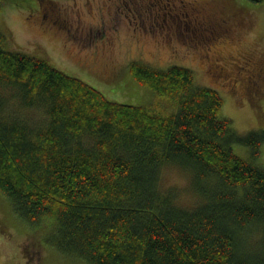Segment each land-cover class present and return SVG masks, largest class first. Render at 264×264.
<instances>
[{
    "label": "trees",
    "instance_id": "obj_1",
    "mask_svg": "<svg viewBox=\"0 0 264 264\" xmlns=\"http://www.w3.org/2000/svg\"><path fill=\"white\" fill-rule=\"evenodd\" d=\"M2 21L0 192L42 246L87 264H264L254 162L264 129L238 134L220 93L187 66L130 61L158 105L108 99L46 57L3 46ZM170 169L193 203L163 186Z\"/></svg>",
    "mask_w": 264,
    "mask_h": 264
},
{
    "label": "rangeland",
    "instance_id": "obj_2",
    "mask_svg": "<svg viewBox=\"0 0 264 264\" xmlns=\"http://www.w3.org/2000/svg\"><path fill=\"white\" fill-rule=\"evenodd\" d=\"M25 2L34 10L21 8ZM204 14L216 26L193 24V16ZM0 19L10 36L3 46L46 57L108 99L158 105L155 94L133 78L130 61L159 69L187 66L199 85L220 93L221 114L232 119L238 134L264 129V80L253 101L241 79L249 66L245 58L264 61V1L4 0ZM207 56L216 57L224 71ZM232 146L250 158L247 146ZM254 162L264 169V142ZM162 183L179 203L194 202L186 178L176 170L165 171ZM9 203L0 192V264H87L42 246V233L15 215Z\"/></svg>",
    "mask_w": 264,
    "mask_h": 264
},
{
    "label": "flooded vegetation",
    "instance_id": "obj_3",
    "mask_svg": "<svg viewBox=\"0 0 264 264\" xmlns=\"http://www.w3.org/2000/svg\"><path fill=\"white\" fill-rule=\"evenodd\" d=\"M202 16L203 18L202 17L200 18L198 16H193L191 21L193 22L194 25H200V26L202 25L203 29H206V26H209L210 28L216 26V22L214 21L213 18L206 19V14ZM204 58L206 59V56ZM207 58L210 60V63L218 67L220 72L224 71V69L221 66L217 65L218 63L216 61L217 60L216 57L211 58L210 56H207ZM244 63L246 65H249L246 69L247 74H245L244 77L242 76L241 78L243 80L244 92L248 94L252 100H256V91L258 90L257 87L260 81L264 80V61L262 59L250 60L249 58H245Z\"/></svg>",
    "mask_w": 264,
    "mask_h": 264
}]
</instances>
